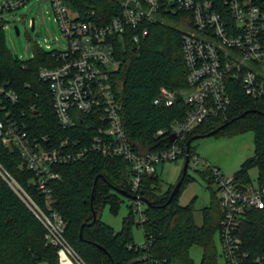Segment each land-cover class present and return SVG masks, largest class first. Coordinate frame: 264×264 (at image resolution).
<instances>
[{
	"label": "trees",
	"instance_id": "16d2710c",
	"mask_svg": "<svg viewBox=\"0 0 264 264\" xmlns=\"http://www.w3.org/2000/svg\"><path fill=\"white\" fill-rule=\"evenodd\" d=\"M64 2L82 18L91 17L104 25L120 13L122 0ZM170 19L173 22L176 18ZM175 25L169 22L147 24L148 34L139 43L133 39L138 33L134 29L116 39V58L120 66L113 75L114 90L121 105L124 127L138 151L161 148V140L154 139L156 132L170 127L175 120H183L189 110L182 98L171 107L154 105L161 87L174 91L188 87L183 31ZM55 64L53 52L40 47L34 49L33 58L29 60L14 55L6 46L4 22L0 20V87L11 88L20 95V101L13 103L0 94V121L16 122L30 138L48 136L52 143H56L69 136L86 144L88 139L77 137L75 130L60 128L49 84L39 78L41 68ZM229 90L232 102L228 110L191 132L185 144L226 124L214 136H234L251 131L255 153L234 176L240 184L252 182L248 171L258 166L260 180L264 182V95L259 98L248 96L240 81L232 82ZM78 129L87 130L89 138L95 134L92 128L82 124ZM193 142L191 157L195 154ZM21 163V153L6 148L0 139L3 170L35 204L44 207L45 195L38 189L37 177L32 171L21 168ZM59 171L60 178L50 186L55 208L66 222L64 237L88 264H131L143 253H149L162 264H194L190 252L197 246L203 249V264H218L214 234L221 229L222 206L209 173L197 171L206 180L213 195L211 204L201 210V223L196 220V198L186 206L180 205L179 201L185 185L194 180L189 172L171 203L168 201L175 185L163 191L159 187L161 180L158 174L144 178L139 195L146 203L147 220L142 227L146 241H151L145 250L135 244L132 225L136 217L132 212L130 217L124 218L120 231L101 218L107 204L111 205L114 213L120 208V197L123 195L118 191L132 193L127 166L120 158L88 154L81 160L60 167ZM238 234L243 250L250 257L264 258V210L249 211L240 222ZM0 264H60L58 248L47 239L46 228L27 198L19 194L1 174Z\"/></svg>",
	"mask_w": 264,
	"mask_h": 264
},
{
	"label": "built area",
	"instance_id": "2783aa9c",
	"mask_svg": "<svg viewBox=\"0 0 264 264\" xmlns=\"http://www.w3.org/2000/svg\"><path fill=\"white\" fill-rule=\"evenodd\" d=\"M30 0H2L0 20L4 12H13ZM56 20L68 46L52 51L54 66L43 67L39 78L49 84L53 109L62 130H75L56 143L51 138H30L16 122L0 121V139L4 146L21 153V168L34 173L37 186L45 195L44 207L35 204L0 164V174L19 193L24 194L38 219L46 228L49 242L58 248L60 264H88L64 237L66 222L55 208L50 184L59 179V168L81 160L88 154L120 158L127 166L134 197L132 214L138 224L147 220L139 195L143 180L158 174V166L186 158L187 136L212 117L224 114L231 105L230 84L240 81L248 96L264 95V0H122L120 13L107 24L91 17L82 18L64 0H51ZM92 13L91 15H93ZM173 22L183 31V54L187 65L188 87L170 90L161 87L154 105L171 107L179 98L189 110L183 120L156 132L155 140L163 146L151 151H138L132 144L121 117L113 75L119 69L116 39L130 29L135 43L148 34L145 25ZM49 48V46H48ZM0 94L13 103L20 95L11 88L0 87ZM92 128L94 135L79 125ZM175 136V140L172 141ZM207 172L218 191L222 206L221 242L226 264H264L263 257H250L243 250L238 227L251 210H264V182L240 184L235 176L224 175L198 155L190 156L189 166ZM151 241L139 248L148 249ZM131 264H162L149 253H143Z\"/></svg>",
	"mask_w": 264,
	"mask_h": 264
},
{
	"label": "rangeland",
	"instance_id": "374dc122",
	"mask_svg": "<svg viewBox=\"0 0 264 264\" xmlns=\"http://www.w3.org/2000/svg\"><path fill=\"white\" fill-rule=\"evenodd\" d=\"M2 0H0V3ZM4 22V37L7 48L22 60L33 58L36 47L47 51H58L67 48L66 38L60 24L56 20V14L51 0H30L27 4L13 12L1 14ZM174 24L172 21H168ZM176 26V25H175ZM17 30L19 34H17ZM49 46V48H48ZM193 153L207 160L213 166L220 168L226 176H233L241 165L255 153L253 132L247 131L234 136H211L197 139L192 143ZM194 154V155H195ZM185 160L179 159L176 162L166 163L158 166V176L161 180V190L171 189L179 182L184 169ZM198 168L189 166V175L193 181L185 185L180 197V205H188L196 198V220L202 222L201 210L211 204L213 195L208 188L206 180L197 172ZM252 182H259L261 171L258 166H253L248 171ZM264 176V172H263ZM214 190H217L213 186ZM120 208L116 213L112 212L111 205L107 204L102 210V220L120 231L125 217H130L131 207L134 201L120 197ZM146 210V206H143ZM139 216H136L132 225V232L135 244L140 246L146 241L144 228L138 225ZM214 242L218 254V264H226L223 255L221 231L218 229L214 234ZM191 257L194 264H203V249L193 247Z\"/></svg>",
	"mask_w": 264,
	"mask_h": 264
},
{
	"label": "water",
	"instance_id": "95a60500",
	"mask_svg": "<svg viewBox=\"0 0 264 264\" xmlns=\"http://www.w3.org/2000/svg\"><path fill=\"white\" fill-rule=\"evenodd\" d=\"M17 34H19V31L17 30ZM228 125V124H226ZM226 125H223L221 126L220 128H218L217 130L215 131H212L210 132L209 134L207 135H204V136H196L194 137L191 141H195L197 139H201V138H205V137H211V136H214L215 134H217L220 130L224 129L226 127ZM175 140V136L173 137L172 141ZM191 141H189L187 143V155H186V158H185V164H184V169H183V172H182V176L179 180V182L176 184V186L174 187V190L173 192L171 193L170 195V198H169V201L168 203H171V201L174 199V197H176L178 195V193L180 192V189L182 187V185L184 184V181H185V178H186V175L188 173V168H189V163H190V146H191ZM120 194H122L123 196L127 197V198H130V199H133L134 197L127 193V192H123V191H118ZM96 221V217L94 219V222Z\"/></svg>",
	"mask_w": 264,
	"mask_h": 264
}]
</instances>
